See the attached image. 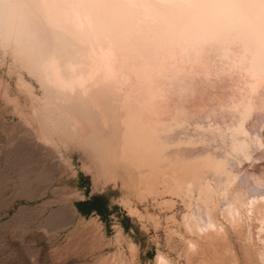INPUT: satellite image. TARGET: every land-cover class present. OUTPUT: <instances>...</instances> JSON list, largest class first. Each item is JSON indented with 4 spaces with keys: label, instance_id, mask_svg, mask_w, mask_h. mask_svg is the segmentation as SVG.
Listing matches in <instances>:
<instances>
[{
    "label": "bare ground",
    "instance_id": "6f19581e",
    "mask_svg": "<svg viewBox=\"0 0 264 264\" xmlns=\"http://www.w3.org/2000/svg\"><path fill=\"white\" fill-rule=\"evenodd\" d=\"M0 56L48 155L97 143L128 193L195 172L185 231L264 243V0H0Z\"/></svg>",
    "mask_w": 264,
    "mask_h": 264
},
{
    "label": "rangeland",
    "instance_id": "374dc122",
    "mask_svg": "<svg viewBox=\"0 0 264 264\" xmlns=\"http://www.w3.org/2000/svg\"><path fill=\"white\" fill-rule=\"evenodd\" d=\"M36 129L30 97L0 56V264H264L263 241L229 225L226 242L185 231L195 172L180 174L175 196L128 193L94 167L105 160L99 144L61 148L58 161Z\"/></svg>",
    "mask_w": 264,
    "mask_h": 264
}]
</instances>
